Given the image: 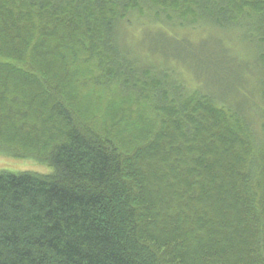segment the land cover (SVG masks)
Masks as SVG:
<instances>
[{
    "label": "trees",
    "instance_id": "trees-1",
    "mask_svg": "<svg viewBox=\"0 0 264 264\" xmlns=\"http://www.w3.org/2000/svg\"><path fill=\"white\" fill-rule=\"evenodd\" d=\"M0 150V264H264V0H0Z\"/></svg>",
    "mask_w": 264,
    "mask_h": 264
},
{
    "label": "rangeland",
    "instance_id": "rangeland-1",
    "mask_svg": "<svg viewBox=\"0 0 264 264\" xmlns=\"http://www.w3.org/2000/svg\"><path fill=\"white\" fill-rule=\"evenodd\" d=\"M135 24L133 25V34L136 35V32L140 31L139 27L140 25L137 24V22H134ZM136 31V32H135ZM182 34V33H181ZM184 34V33H183ZM236 38L237 39V34ZM199 37L201 36H197V37H190V39H193L195 43H201L202 41H200ZM179 40L181 37H177ZM133 41H135L133 39ZM200 41V42H199ZM206 41H210L209 39H206ZM178 45L183 44V42L177 43ZM176 44V45H177ZM211 44V43H210ZM243 43H239L241 49H243L242 47ZM216 46L219 47L220 45L216 43ZM234 50H237L236 45H234ZM81 67V66H80ZM87 67L89 66H85L83 69L79 68L78 72H80V70H83V73L81 75V81L82 79L86 80L88 79V82L91 81V76H93V72L89 71L87 69ZM90 68V67H89ZM90 79V80H89ZM86 82V81H85ZM82 83V82H81ZM87 84V83H86ZM85 94L87 96L88 99H86V105L89 108H93V106L96 105H101L103 110H106L108 107L112 106L113 104L116 106H119V108H121L122 106L124 107H129L130 104H127V101H125V97H121L120 95L117 94V92L115 90H113V88L107 90V89H97V91H95L96 93H92L93 91V86H86L85 89ZM136 107H133V110H127V112H130L132 114H136ZM138 113V110H137ZM83 116V114H81ZM106 114H104V116L102 117V122L105 119ZM53 170V168L46 162L39 160L38 158H35L33 156H24V157H19V156H15L12 155L11 153H9L8 151L5 150H0V171H9V172H24V171H31V172H37V173H51Z\"/></svg>",
    "mask_w": 264,
    "mask_h": 264
}]
</instances>
